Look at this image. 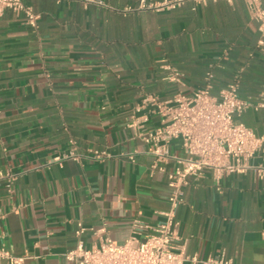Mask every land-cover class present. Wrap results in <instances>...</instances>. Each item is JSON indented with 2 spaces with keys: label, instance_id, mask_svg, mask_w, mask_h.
Returning <instances> with one entry per match:
<instances>
[{
  "label": "crops",
  "instance_id": "1",
  "mask_svg": "<svg viewBox=\"0 0 264 264\" xmlns=\"http://www.w3.org/2000/svg\"><path fill=\"white\" fill-rule=\"evenodd\" d=\"M101 1L24 0L39 15L36 31L22 14L0 16V173L23 171L11 193L0 180V247L22 264H72L65 253L78 222L91 246L102 233L117 244L142 238L147 230L136 223L164 219L173 161L151 168L141 134L160 116L141 106L147 94H190L207 73L213 95L236 76L241 98L264 90V31L243 0L159 11L137 9L139 0ZM164 66L183 73L185 85L168 81ZM236 120L264 133V108ZM170 146L180 153L178 142ZM92 150L109 156L94 159ZM69 152L80 156L53 161ZM176 218L186 254L264 264V176L225 174L219 189L210 171L191 178Z\"/></svg>",
  "mask_w": 264,
  "mask_h": 264
},
{
  "label": "built area",
  "instance_id": "2",
  "mask_svg": "<svg viewBox=\"0 0 264 264\" xmlns=\"http://www.w3.org/2000/svg\"><path fill=\"white\" fill-rule=\"evenodd\" d=\"M58 1V0H57ZM84 5H102L101 0H73ZM186 1L195 3L206 0H139L137 9L163 10L173 9ZM232 2L233 0H226ZM251 15L264 31V0H243ZM11 10L22 14L28 26L34 31L38 28L39 15L24 0H0V16ZM262 43V41H260ZM166 79L185 85L184 75L178 70L164 66ZM211 73L205 76L206 84L186 94L178 90L171 99L161 100L154 94H147L141 106L152 105L160 116L158 126L141 134L142 140L149 146L148 151L155 157L151 168L164 170L159 162L173 161V168L167 172L169 208L163 213L164 219L156 225L136 223L147 230L142 238H127L122 244L115 243L107 234L102 233L97 243L86 246L82 240L85 227L78 222L74 230L75 245L65 253V259L72 264H235L223 253L200 258L185 253L179 244L177 234V208L184 203V189L191 178H199L210 171L219 189V182L225 174L244 173L252 170L259 177L264 176V162L254 163L259 156L264 158V133L257 135L253 129L236 120L249 108H264V90L257 100L243 99L239 96V77L222 88L218 95L210 92ZM134 124V123H133ZM140 128L141 125H136ZM178 142L180 153H171V143ZM73 152L55 156L53 161L66 158H79ZM94 159L109 156L105 151L92 150ZM23 172V171H21ZM21 172L6 170L0 173L7 191H13V185ZM1 218V216H0ZM1 237V229H0ZM22 264L23 257L12 255L0 247V263Z\"/></svg>",
  "mask_w": 264,
  "mask_h": 264
}]
</instances>
